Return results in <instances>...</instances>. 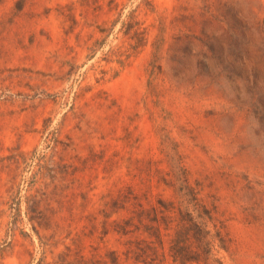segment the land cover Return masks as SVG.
Returning <instances> with one entry per match:
<instances>
[{
    "label": "rangeland",
    "instance_id": "1",
    "mask_svg": "<svg viewBox=\"0 0 264 264\" xmlns=\"http://www.w3.org/2000/svg\"><path fill=\"white\" fill-rule=\"evenodd\" d=\"M179 178L264 264V0H0V264H144Z\"/></svg>",
    "mask_w": 264,
    "mask_h": 264
},
{
    "label": "trees",
    "instance_id": "2",
    "mask_svg": "<svg viewBox=\"0 0 264 264\" xmlns=\"http://www.w3.org/2000/svg\"><path fill=\"white\" fill-rule=\"evenodd\" d=\"M178 180L181 185L177 191L186 189L184 194L189 197V203H193L194 210L189 206L184 208L175 205L173 201L163 200L157 206L142 208L138 212V218L141 222L147 221L143 224L148 238L143 240L144 246H138L136 260L143 261L144 264H165L169 256L173 264H223L215 251L229 250L227 238L216 224L215 232L209 228L208 222L214 220L211 211L199 202L198 192L188 185V179ZM169 185L175 186L172 183ZM126 223L130 224V221L127 220ZM125 230L121 227L119 232L126 233ZM167 242L168 253L165 250ZM159 248L164 249L161 257ZM144 256L150 257V261ZM115 262L118 264L117 259Z\"/></svg>",
    "mask_w": 264,
    "mask_h": 264
}]
</instances>
